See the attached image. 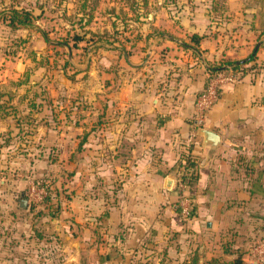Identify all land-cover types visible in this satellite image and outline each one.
Here are the masks:
<instances>
[{"label":"crops","instance_id":"obj_1","mask_svg":"<svg viewBox=\"0 0 264 264\" xmlns=\"http://www.w3.org/2000/svg\"><path fill=\"white\" fill-rule=\"evenodd\" d=\"M214 2L206 15L205 9L190 11L193 16L179 26L201 37L199 51L172 39L162 43L170 49L166 58L156 49L145 58L123 54L121 67L100 88L99 157L92 143L96 135L83 136L85 156L98 158L97 165L87 158L85 165L72 164L75 174L70 196L61 199L60 220L53 218L51 230L21 232L22 247L39 242L37 258L22 252L9 264H48L37 254L42 244L62 250L63 258L52 264H188L194 254L203 264L208 240L220 261L242 252L253 264L251 246L264 239V29L252 20L245 21L249 31L243 36L240 26L221 28ZM251 55L248 70L224 85L198 127L194 103L208 80L207 63ZM201 128L219 135L217 147L205 141ZM186 154L198 167L188 218L175 190Z\"/></svg>","mask_w":264,"mask_h":264},{"label":"rangeland","instance_id":"obj_2","mask_svg":"<svg viewBox=\"0 0 264 264\" xmlns=\"http://www.w3.org/2000/svg\"><path fill=\"white\" fill-rule=\"evenodd\" d=\"M211 1L0 0V264L30 251L37 258L39 242L22 247L21 232L53 229L61 199L70 196L72 164L90 159L97 165L98 158L85 156L83 136L96 135L99 157L100 88L121 67L122 48L140 58L156 49L166 58L170 49L162 43L171 37L191 42L180 23L190 11L207 13ZM213 6L221 28L240 26L243 36L252 20L264 29V0H215ZM14 8L28 10L31 24L12 26L6 11ZM33 185L46 186L45 200L31 199ZM21 198H28L27 207H20ZM203 244V264L222 258L213 241ZM42 249L37 254L48 264L63 258L57 247Z\"/></svg>","mask_w":264,"mask_h":264},{"label":"built area","instance_id":"obj_3","mask_svg":"<svg viewBox=\"0 0 264 264\" xmlns=\"http://www.w3.org/2000/svg\"><path fill=\"white\" fill-rule=\"evenodd\" d=\"M243 72L233 68H225L214 73H209L207 83L195 98V124L198 127L203 126L209 111L219 100L223 87L227 83H235L240 80ZM187 160L181 157L180 165H186ZM179 165V166H180ZM180 190L183 193L179 198V207L181 214L185 217H190L193 213L192 195L189 192V185L185 183L179 184ZM30 197L35 201H43L48 196L46 186L33 185L30 190ZM251 258L253 264H264V239H261L251 246Z\"/></svg>","mask_w":264,"mask_h":264},{"label":"trees","instance_id":"obj_4","mask_svg":"<svg viewBox=\"0 0 264 264\" xmlns=\"http://www.w3.org/2000/svg\"><path fill=\"white\" fill-rule=\"evenodd\" d=\"M6 12H9V17H10V23L12 26H28L31 24V15L30 12L26 9H17L14 8L13 10H8ZM191 39V43L187 44L186 42H184L183 46L184 47H188V45H192L193 47H195L196 51H199V43L201 40V37L199 35L193 34L190 36ZM123 53H128L125 48H122ZM254 58V55H251L249 58L242 60V61H237V60H224V61H220L217 64H213V63H207V69L210 71V73H214L218 70H222L225 68H233L235 70H240L243 73H245L249 66L248 64L250 63V61ZM183 157L186 158L187 163L186 165H180L179 166V177H178V182H177V186L176 189L177 191H180L181 194L183 193L182 190H180L179 188V184L180 183H185L187 185H189L190 188H192L196 182H197V178H198V167H197V162L195 160V158L191 155V154H186L183 155ZM51 199L54 201L56 200L55 198ZM191 206L193 207V211H194V203H193V199H192V204ZM237 256L230 259V260H224V261H220V260H213L210 262V264H249L247 263L243 256H242V252H236ZM188 264H201L200 263V258L198 254H194Z\"/></svg>","mask_w":264,"mask_h":264},{"label":"water","instance_id":"obj_5","mask_svg":"<svg viewBox=\"0 0 264 264\" xmlns=\"http://www.w3.org/2000/svg\"><path fill=\"white\" fill-rule=\"evenodd\" d=\"M173 40H175V41H177V42H179V43H181V44H184V42H182L181 40H179V39H175V38H173V37H171ZM151 52V50H149V53ZM199 133L202 135V136H204V138H205V141L206 142H208V143H210L211 145H212V147H217V145H218V143H219V135L217 134V133H215L214 131H212V130H209V129H206V128H201L200 129V131H199ZM22 195H24L23 193H22ZM28 202H29V200H28V198H21V200H20V207H27V205H28Z\"/></svg>","mask_w":264,"mask_h":264}]
</instances>
